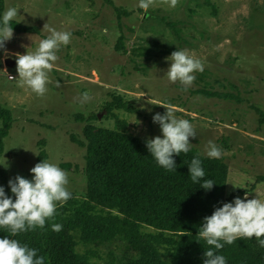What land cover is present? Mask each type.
<instances>
[{"label": "rangeland", "instance_id": "374dc122", "mask_svg": "<svg viewBox=\"0 0 264 264\" xmlns=\"http://www.w3.org/2000/svg\"><path fill=\"white\" fill-rule=\"evenodd\" d=\"M3 3L1 17L15 7L14 21L36 28L13 30L5 44L7 55L0 50V106L12 116L0 155L9 194L8 181L17 175L31 180L30 169L44 150L45 161L67 173L70 199L84 198L89 137L101 129H118L145 140L162 138L152 117L165 113L157 105L163 104L195 129L187 154L208 157L209 141L222 149L219 160L227 170L223 203L245 199V191L247 199L264 200V0H179L175 8L157 0L147 12L138 7L139 0ZM45 23L70 32L71 41L57 52L59 59L49 74L61 87L49 84L46 94L37 96L21 86L15 54L36 51L50 35ZM185 49L204 66L187 90L167 76L171 53ZM5 57L14 59V67L4 63ZM84 92L91 100L81 104ZM117 96L123 105L116 103ZM98 209L116 212L101 205ZM140 230L160 233L145 224ZM162 233L163 239L177 238ZM75 236L79 254L96 252L87 257L89 264H133L139 259L119 238L92 244L78 232ZM163 239L161 258L174 264Z\"/></svg>", "mask_w": 264, "mask_h": 264}, {"label": "trees", "instance_id": "16d2710c", "mask_svg": "<svg viewBox=\"0 0 264 264\" xmlns=\"http://www.w3.org/2000/svg\"><path fill=\"white\" fill-rule=\"evenodd\" d=\"M3 7L0 0V21ZM10 24L16 32L36 31L34 26L21 25L14 20ZM115 100L123 105L119 96ZM11 122V112L0 106V155ZM146 141L118 129H101L89 137L86 146L84 198L69 199L57 206L54 219L46 220L43 228L15 237L0 228V238L9 236L36 249L38 256L45 258V264H89L87 257L95 256L96 252L90 249L85 256L79 254L76 232L83 241L92 244L111 238L127 242L139 254L133 264H166L159 253V244L162 232L167 231L177 236L163 239L174 264H204V253L210 246L199 232L204 218L223 205L226 166L219 159L181 153L173 157L176 171L170 172L157 164ZM46 156L45 151L40 150L37 162L45 161ZM197 156L205 172L204 179L216 183L210 190L191 180L188 166ZM0 186L14 201L15 197L7 191V176L2 168ZM100 205L116 212L104 213L98 209ZM54 223L62 225V230L53 231ZM140 224L160 233L142 232ZM221 243L224 246L216 250V254L224 256L227 264H264V247H260L254 237L238 239L231 245Z\"/></svg>", "mask_w": 264, "mask_h": 264}, {"label": "clouds", "instance_id": "9594fccd", "mask_svg": "<svg viewBox=\"0 0 264 264\" xmlns=\"http://www.w3.org/2000/svg\"><path fill=\"white\" fill-rule=\"evenodd\" d=\"M161 2L166 3L170 8H175L179 0H161ZM156 4L157 0H139L138 7L147 12ZM18 10L15 7L7 9L0 21V50H4L5 55H7L5 44L14 36L10 22L18 16ZM43 29H46L50 35L39 42L35 52L15 54L16 71L21 86H26L37 96H44L49 84H54L56 88L61 87L60 82L53 81L49 74L59 59L57 52L71 41L70 32L57 31L46 23ZM170 58L171 63L167 70L169 81L179 82L187 90L196 79L194 73L203 72L202 62L190 55L186 49L172 52ZM89 100L91 96L88 92H84L80 97L81 104ZM157 105L166 109L163 115L156 113L152 117L153 123L160 127L162 138L156 136L147 140L146 147L159 166L170 172L176 171L173 157L181 153L187 154L191 150L192 144L189 138H195L196 132L188 120L178 119L175 116L170 105ZM206 155L209 158L220 159L222 149L209 141ZM188 168L192 182L200 183L203 189L210 190L216 184L211 179H204L205 172L198 156L191 160ZM30 172L31 180L17 175L14 180L8 181L11 193L15 197L14 201L0 186V228L8 230L12 237L36 228H43L46 220L54 219L57 205L62 206L71 198V193L66 187L68 175L57 164L43 160L31 168ZM247 196L248 191H245V199L236 197L230 203H223L211 216L204 218L199 236L209 246L219 250L224 246L221 241L231 245L238 239L254 237L259 246L264 247V238H261L264 237V200L257 196L247 199ZM52 229L59 232L62 230V225L54 223ZM204 256V264H227L226 258L216 254L211 247L205 251ZM0 264H45V258L38 256L36 249L7 236L0 238Z\"/></svg>", "mask_w": 264, "mask_h": 264}, {"label": "water", "instance_id": "95a60500", "mask_svg": "<svg viewBox=\"0 0 264 264\" xmlns=\"http://www.w3.org/2000/svg\"><path fill=\"white\" fill-rule=\"evenodd\" d=\"M146 16V14L144 15V17ZM4 63L9 66L10 68L14 67L15 65V61L14 59H12L11 57H5L4 58Z\"/></svg>", "mask_w": 264, "mask_h": 264}]
</instances>
